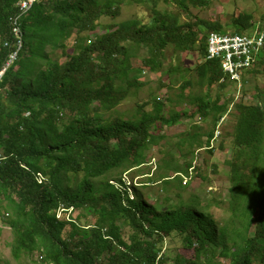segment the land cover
Wrapping results in <instances>:
<instances>
[{
  "label": "trees",
  "instance_id": "1",
  "mask_svg": "<svg viewBox=\"0 0 264 264\" xmlns=\"http://www.w3.org/2000/svg\"><path fill=\"white\" fill-rule=\"evenodd\" d=\"M138 1L150 6L148 23L127 19L94 39L89 33L101 18H118L126 0H38L22 20L25 47L0 92V222L14 234L12 256L20 260L38 252L42 264H264V104L237 102V120L227 132L232 144L219 146L231 151L225 160L230 187L224 219L211 211L214 197L203 198L185 181L198 176L211 182L189 156L203 148L215 156L220 129L181 135L176 145L184 162L177 166L173 158L164 159L165 171L157 175L140 171L148 176L141 188L131 185L132 196L124 177L150 163L147 152L162 138L156 132L160 125L199 114L220 127L232 112V99L220 94L238 81L221 60L207 59L208 36L214 30L250 31L254 15L238 13L229 31L221 23L197 16L183 21L181 13L160 8L164 2L190 13L212 0ZM17 2L0 0V65L10 52L8 20ZM169 46L177 61L180 52H199V62L189 70L198 72L199 82L219 84L213 107H198L190 95L198 107L191 113L166 117L165 103L154 98L152 109H146L149 102L138 104L130 118L108 114L133 87L145 84L142 70L161 69ZM138 57L141 65L134 62ZM187 71L180 73L183 88L195 84ZM211 166L216 173L220 162L215 159ZM151 185H158L156 195ZM141 189L151 194L146 197ZM74 211H79L76 218ZM174 240L179 252L168 243Z\"/></svg>",
  "mask_w": 264,
  "mask_h": 264
},
{
  "label": "rangeland",
  "instance_id": "2",
  "mask_svg": "<svg viewBox=\"0 0 264 264\" xmlns=\"http://www.w3.org/2000/svg\"><path fill=\"white\" fill-rule=\"evenodd\" d=\"M160 8L162 10H168L171 12H179L181 13V18L183 21L193 20L197 17H200L204 20H208L209 22H218L221 23L225 29L229 31H233V23L234 16L240 12H250L253 13V27L251 28L252 32L256 30H260L264 33V0H212L211 3L203 8L199 7H191L190 13L183 12L175 5H168L164 2L160 3ZM181 11V12H180ZM151 17V9L150 6L144 2H139L138 0H126L121 8V13L118 18L113 19L109 16H103L100 20L101 25L94 32L89 33V38L94 39L97 35H101L106 31L110 30L112 24L118 23L127 19L138 18L143 23H148ZM251 30L242 32L240 34H251ZM223 32V31H222ZM225 33H231L226 32ZM211 33V32H210ZM209 33V34H210ZM235 34V33H234ZM75 35H73L69 40V49L68 52L73 51L72 46L74 44ZM47 51L51 52V47L47 48ZM139 54L144 56L146 54V49H139ZM175 51L172 46H169L166 49L165 57L162 60L161 69L158 72H150L148 70H142L139 74L141 75V81L145 84L140 88L133 87L128 97L122 101L114 110L109 111L108 114L120 115L125 118L132 117L133 113H135L138 109V104H143L149 102L150 104L146 106L147 110L152 109V103L154 98L163 101L165 103V108L163 110V115L166 117L172 115L175 112L188 111L191 113L195 109H197L200 105H212L213 101L218 98L216 94L220 90L219 84L209 85L207 82H199L201 79L198 72L194 71V69H190L194 67L199 62V52H180V61H177V56H175ZM57 56H62L61 51H57ZM193 55V58L190 57ZM264 55V54H263ZM64 60L65 57H62ZM142 57H138L134 60L135 64L141 65ZM264 61V60H263ZM173 62H177L173 67ZM256 66V67H254ZM177 67V69L175 68ZM182 67L183 70L181 72H186L187 79H193L195 84L192 87H181L180 82L182 78L180 77V73H178V68ZM255 69L254 72H245V80L239 79L238 83L229 82V85L222 90L220 94L223 100L229 99L231 100L232 112L226 114V116L222 119L221 123L218 127H214L211 125V119H204L199 114L196 115L193 119L183 117L179 122H177L174 126L169 125H160L156 132L158 135H161L157 146L151 147L147 154L148 159L150 161L149 164L141 167L139 170H134L129 174H125L126 186L129 189L130 195H133L132 186H136L141 188V181L147 179L148 175H139L140 171L145 172H153L157 175L159 172H163L164 168H161L164 159L173 158L174 163L178 166V164H182L184 162V158L180 155L181 150L177 148L176 143L179 141V137L187 132H193L194 130H200L203 132L204 130H215V134L217 129H220L221 134L217 136L214 141V145L216 146L215 156L210 154L206 149H199L192 156L190 155L191 161L195 162L198 166H202V171L204 174L208 176V179L211 181L203 182L202 179L198 176H194L193 179H185L187 183H190V189L194 192H199L203 198L205 197H214V203L211 207L212 213L218 220H222L227 215H229L226 206L228 203L226 202L229 195V167L225 163V160L230 156L231 151L229 147L228 149H220V145L222 141L226 142V145H231L232 140L227 135L228 131H233L234 125L237 120V113L235 111V104L237 102H244L249 105L251 103H262L264 104V62L260 65H253ZM172 69V71H171ZM212 91V92H210ZM205 96H204V94ZM190 95H193V99H198V107L196 102H191ZM184 97L185 102H181V98ZM211 107L209 109H211ZM203 140L206 143L207 136L203 137ZM207 145V144H204ZM188 148V147H185ZM218 160L220 162V167L218 172L214 173L212 171L213 160ZM170 172V170H168ZM134 176V178H133ZM189 181V182H188ZM209 182V183H208ZM154 193L157 194L158 185L149 186ZM143 188V187H142ZM146 197L151 193L146 194L148 190L141 189ZM153 198L150 197L149 201L153 202ZM223 201L225 203L222 206L215 202ZM71 217L76 218L79 214V211L70 212ZM61 212H59V216ZM70 216V214H68ZM85 223V220H83ZM1 233H0V257L3 260L0 264H42L41 255L36 252L33 255H23L20 260L14 259L11 253V242L14 238V234L12 229L9 226H2L0 222ZM128 231L127 229L125 230ZM169 244L173 248H175L178 252L182 247H180V243L176 240L169 241Z\"/></svg>",
  "mask_w": 264,
  "mask_h": 264
},
{
  "label": "built area",
  "instance_id": "3",
  "mask_svg": "<svg viewBox=\"0 0 264 264\" xmlns=\"http://www.w3.org/2000/svg\"><path fill=\"white\" fill-rule=\"evenodd\" d=\"M38 0H18L15 11L9 17V25L13 35L5 46L10 52L0 65V92L1 83L5 74L18 60L25 47L23 18ZM264 51V33L256 30L251 34L225 33L212 31L208 36L207 59H219L224 71L231 79L238 81L241 73L253 67L259 55Z\"/></svg>",
  "mask_w": 264,
  "mask_h": 264
},
{
  "label": "crops",
  "instance_id": "4",
  "mask_svg": "<svg viewBox=\"0 0 264 264\" xmlns=\"http://www.w3.org/2000/svg\"><path fill=\"white\" fill-rule=\"evenodd\" d=\"M263 58H264V56H262L261 58H260V60L258 61V65H260L262 62H264L263 61ZM256 67V66H255ZM247 72V71H246ZM243 75H244V78H242L243 79V81H244V79H245V72L243 73Z\"/></svg>",
  "mask_w": 264,
  "mask_h": 264
},
{
  "label": "clouds",
  "instance_id": "5",
  "mask_svg": "<svg viewBox=\"0 0 264 264\" xmlns=\"http://www.w3.org/2000/svg\"><path fill=\"white\" fill-rule=\"evenodd\" d=\"M239 81V80H238Z\"/></svg>",
  "mask_w": 264,
  "mask_h": 264
}]
</instances>
